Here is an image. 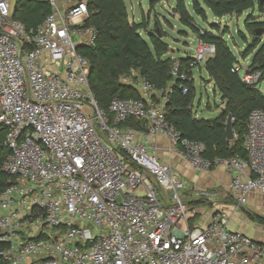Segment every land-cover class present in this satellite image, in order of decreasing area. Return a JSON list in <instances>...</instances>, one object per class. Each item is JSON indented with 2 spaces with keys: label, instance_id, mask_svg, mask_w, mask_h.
<instances>
[{
  "label": "built area",
  "instance_id": "built-area-1",
  "mask_svg": "<svg viewBox=\"0 0 264 264\" xmlns=\"http://www.w3.org/2000/svg\"><path fill=\"white\" fill-rule=\"evenodd\" d=\"M51 10L35 29L14 18L16 0H0V128L9 151L0 189V256L9 264H264V239L230 228L231 215L215 207L204 225H190L176 172L149 151L142 136L161 135L194 168L224 165L233 210L250 193L264 194V109L246 121V158L202 157L203 145L181 135L166 119L172 87H157L135 70L122 83L138 98L114 97L100 108L90 84V63L78 51L92 44L83 27L86 0H39ZM78 37L74 42L73 38ZM215 46L196 40L191 67ZM233 63L249 85L261 69ZM171 73L187 80L180 62ZM182 93L188 91L181 85ZM140 120L141 127L128 122ZM231 121L234 118L231 117ZM167 190L171 197L160 192Z\"/></svg>",
  "mask_w": 264,
  "mask_h": 264
},
{
  "label": "trees",
  "instance_id": "trees-1",
  "mask_svg": "<svg viewBox=\"0 0 264 264\" xmlns=\"http://www.w3.org/2000/svg\"><path fill=\"white\" fill-rule=\"evenodd\" d=\"M88 17L83 27L94 28L96 34L92 44L81 43L78 51L88 58L90 71L88 75L91 92L100 108L107 109L114 97L138 98L139 94L132 85L122 83L120 78L129 75L131 70L157 87L170 85L172 91L166 104V119L170 121L182 136L199 141L203 145L202 157L213 160L216 157L227 158L235 154L246 158L247 151L244 138L240 141L238 135L246 132V121L251 110L264 109V94L257 85L243 83L236 73L230 71L236 56L231 51L223 32H218L216 23H209V29L199 27L190 13L187 3H190L194 15L202 21H207L209 10L216 17L236 13L240 15L255 5L263 11L264 0H174L173 11L179 16L180 22L195 33L197 39L215 46V54L204 63V69L213 82L214 90L218 91L224 102L222 112L215 118H197L191 112L194 92L186 80H176L171 73L173 59L166 57L169 46L162 40L164 33L159 23L148 29L147 23L128 19V11L124 0H86ZM158 0H150L153 5ZM51 7L46 1L16 0L14 18L20 20L26 29H35L50 12ZM246 30L253 39L259 41L257 30H262L260 21L248 14L245 18ZM144 33L147 40L144 38ZM161 34V36L158 35ZM255 47V46H254ZM260 52L251 59L250 68L264 71V42ZM191 56L180 57V71L191 68L187 64ZM197 66V65H196ZM188 69V70H189ZM264 80V73L261 81ZM181 85H186L188 91L182 93ZM234 118L233 132L236 137L228 140L225 133L226 116ZM134 128L141 127L140 120L128 122ZM6 131L0 128V189L9 184V176L3 170V162L9 151L4 145ZM264 224V217L255 216ZM190 221V225H191ZM3 244L0 242V250ZM0 264H9L0 256Z\"/></svg>",
  "mask_w": 264,
  "mask_h": 264
},
{
  "label": "rangeland",
  "instance_id": "rangeland-1",
  "mask_svg": "<svg viewBox=\"0 0 264 264\" xmlns=\"http://www.w3.org/2000/svg\"><path fill=\"white\" fill-rule=\"evenodd\" d=\"M70 1L74 0H69V2ZM124 2L127 7L129 20H134L136 22L144 20L147 23L148 29H151L156 23L160 24L164 33L162 40L169 46V52L165 54L166 57L179 61L180 57L191 56L193 54L197 40L196 35L189 27L183 25L179 20V16L174 13V0H158L153 5L150 4V0H124ZM187 7L193 16L195 23L199 27L209 29V23L211 22H214L219 26L218 32H223L224 38L240 64H248L252 57L262 50L261 45L264 42V8L263 11H260L255 5L254 9H247L240 15L233 13L223 17H216L212 15L209 10H206L208 18L207 21L204 22L194 15L189 2L187 3ZM248 14L255 16L256 21L262 23L261 29L263 30L260 35L257 36L259 39L257 42L245 28V18ZM142 34L147 40L146 35L144 33ZM73 41L77 42L78 37H74ZM261 54H263L264 60V52L262 51ZM210 59L212 58H208L207 61ZM190 64L191 63L187 64V67L189 66L191 70L189 68L186 70V82L188 87L192 88L194 92L191 112L193 116L197 118H215L222 112L224 102L221 101V96L218 91L214 90L213 82L209 80V75L204 69V63L201 62L200 65L196 67H191ZM127 78L132 82L136 80V77L132 75H127ZM259 89L264 94V80L259 83ZM244 136L245 131L238 135L237 139L242 141ZM235 138L236 137L234 136L233 140ZM184 184L185 188L179 191V195L184 201V207H203L207 210L206 213L195 218L194 222L198 225H201L206 221V214L209 210L208 207L217 205L221 207V203L223 204V202L230 204L236 202L231 193L221 187L208 190L203 189L196 192L195 190L192 191L190 186H187L189 185L188 183L187 185L186 183ZM160 192L168 198L171 197V193L167 190L160 189ZM212 192H215L216 195H212ZM248 200L249 202H247L245 207H239L232 213L229 226L233 230L244 229L253 234V229L256 223L252 220L257 221L255 219V216L257 215L264 217V196H260L261 202L259 204H257L259 201L257 196H249ZM251 204L253 205V208L250 209ZM255 204L256 206L254 207ZM231 205L230 207H232ZM248 217L252 220L249 219V222L247 223ZM242 223L247 224V226H243ZM258 225L264 227L262 224ZM261 236H264V232Z\"/></svg>",
  "mask_w": 264,
  "mask_h": 264
},
{
  "label": "crops",
  "instance_id": "crops-1",
  "mask_svg": "<svg viewBox=\"0 0 264 264\" xmlns=\"http://www.w3.org/2000/svg\"><path fill=\"white\" fill-rule=\"evenodd\" d=\"M142 140H147L150 144L149 151L155 155L160 161H162L165 164H168L174 172L177 173L178 178L183 182L187 183L192 188V191L195 190L198 192L199 190L203 189H215V188H222L224 190L229 191V181H230V175L228 174L226 168L224 165H219V166H214L213 169L211 170H202V169H196L194 168L187 160H185L175 149V147L166 139L165 137L161 135H152V136H142ZM185 188V184H184ZM187 193V192H186ZM212 195H216L215 192H212ZM249 196L251 197H258L259 201L257 204H259L260 201V196H264V194L260 193H250ZM249 202V200H248ZM232 204V205H231ZM221 203V207L232 216V213L235 212L236 210H233V203ZM230 205L232 207H230ZM210 206V205H209ZM218 206V205H217ZM225 206V207H224ZM253 205H250V209L253 208ZM256 204L254 205V207ZM216 206L213 207H208V213L206 214V221L202 223L201 225H204L208 222L209 215L212 212V210L215 209ZM195 216L192 218L190 221L191 225H198L194 222L195 218H197L199 215H202L207 212L205 208H196L195 207ZM249 217L247 218V223L249 222ZM252 220V219H250ZM256 223L254 226V232L249 233L247 230H239L242 231L249 236L255 238V239H264V236H261L264 232V227H261L258 224V221L252 220ZM190 224V223H189ZM243 226H247V224L242 223ZM264 225V224H262ZM238 230V229H236ZM262 233V234H261ZM261 234V235H260Z\"/></svg>",
  "mask_w": 264,
  "mask_h": 264
},
{
  "label": "water",
  "instance_id": "water-1",
  "mask_svg": "<svg viewBox=\"0 0 264 264\" xmlns=\"http://www.w3.org/2000/svg\"><path fill=\"white\" fill-rule=\"evenodd\" d=\"M15 13V9L13 11V15ZM257 33H261V30H257ZM159 36H161L160 33H158ZM225 133H226V138L228 140H232L234 138V132L232 129V121H231V116H227L226 122H225Z\"/></svg>",
  "mask_w": 264,
  "mask_h": 264
}]
</instances>
